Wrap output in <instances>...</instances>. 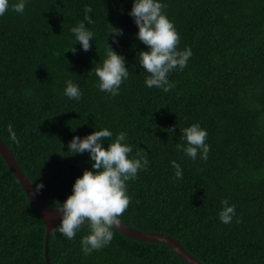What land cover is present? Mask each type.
I'll use <instances>...</instances> for the list:
<instances>
[{
  "label": "trees",
  "instance_id": "1",
  "mask_svg": "<svg viewBox=\"0 0 264 264\" xmlns=\"http://www.w3.org/2000/svg\"><path fill=\"white\" fill-rule=\"evenodd\" d=\"M18 2L9 0L0 16V138L34 188L44 185L42 200L59 207L92 169L89 153L69 152L75 136L108 128L114 140L125 132L130 158L146 151L150 163L127 182L123 222L173 236L204 264H264V0H160L180 35L178 49L192 52L183 70L169 73L175 87L167 93L145 84L149 74L137 57L148 47L129 15L134 0H25L22 14L11 9ZM86 5L94 21H84L93 33L87 52L71 32ZM113 27L122 34H109ZM109 44L130 71L117 96L99 89L93 70ZM69 79L80 100L64 95ZM197 123L208 133L206 161L176 148L186 145L181 129ZM224 199L236 205L229 224L219 217ZM46 230L0 153V264H47ZM112 231L108 246L85 255L87 223L73 240L54 228L51 264H189L163 243Z\"/></svg>",
  "mask_w": 264,
  "mask_h": 264
},
{
  "label": "clouds",
  "instance_id": "2",
  "mask_svg": "<svg viewBox=\"0 0 264 264\" xmlns=\"http://www.w3.org/2000/svg\"><path fill=\"white\" fill-rule=\"evenodd\" d=\"M9 0H0V16L9 10ZM25 0H19L12 4L11 9L17 13H23ZM166 5L160 0H134L130 16L138 26V39L148 47L138 53L139 65L149 74L146 77L147 87L161 88L165 93L171 91L175 84L168 79L169 73L179 68L183 70L192 52L190 48L179 50L180 35L174 23L168 18L163 9ZM93 9L90 6L84 8V20L71 32L75 35L76 43L79 42L85 52L91 49L93 33L86 27L84 21L92 24L94 21L89 15ZM114 28V27H113ZM109 33L119 36L122 30L114 28ZM75 53L73 47L68 50ZM125 58L118 54L110 46L106 50V58L102 65L94 67L95 75L99 79L98 87L101 91L112 96L119 95V89L130 71L126 68ZM38 68V67H37ZM93 70L89 73L92 74ZM64 95L69 99L80 100L83 93L79 86L71 79L66 82ZM171 134L175 133V126L166 129ZM11 140L19 145L12 125H8ZM181 138L185 144L176 143L178 151H183L193 161L199 155L207 160L210 146L206 144L207 131L197 124L181 129ZM113 133L108 128L94 131L84 138L75 136L68 144L69 152L74 154H90L91 170H85L73 185L72 194L65 202L60 203L55 210L61 213V223L55 229L69 240L75 239L77 231L86 223L89 234L81 240L82 251L90 255L94 250L108 246L114 238L112 229L120 224V217L125 213L131 203V197L127 193V182L138 178V172L147 171L149 159L146 151H138L134 157L129 156L133 148L125 141L127 135L120 132L114 140ZM105 139L112 140L108 147H104ZM172 167L176 170L175 177L183 179V170L179 163L172 161ZM44 185L36 186L35 192H39ZM222 209L219 217L222 223L229 224L236 215V205H229L227 199L221 201ZM237 222H240L239 220Z\"/></svg>",
  "mask_w": 264,
  "mask_h": 264
},
{
  "label": "water",
  "instance_id": "3",
  "mask_svg": "<svg viewBox=\"0 0 264 264\" xmlns=\"http://www.w3.org/2000/svg\"><path fill=\"white\" fill-rule=\"evenodd\" d=\"M0 153L9 166L10 170L19 180L23 189L25 190L29 200L31 201L34 208L42 217L45 225H46V241H45V255L47 259V264H51L50 256H49V240L51 231L61 222V213L55 210V207L49 206L45 203L38 192H35V188L28 179L27 175L23 171V169L18 164L12 150L5 143V141L0 138ZM120 219V218H119ZM118 231L123 233L124 235L131 237L133 239L142 240V241H152L163 243L173 249L179 256L185 259L189 264H204L194 255L189 253L179 240L174 238L173 236L154 231H143L136 229L127 225L120 219V224L115 227Z\"/></svg>",
  "mask_w": 264,
  "mask_h": 264
}]
</instances>
